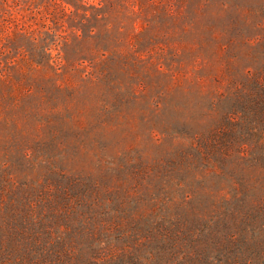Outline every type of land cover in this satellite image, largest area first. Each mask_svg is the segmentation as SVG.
<instances>
[{
    "label": "rangeland",
    "instance_id": "374dc122",
    "mask_svg": "<svg viewBox=\"0 0 264 264\" xmlns=\"http://www.w3.org/2000/svg\"><path fill=\"white\" fill-rule=\"evenodd\" d=\"M0 264H264V0H0Z\"/></svg>",
    "mask_w": 264,
    "mask_h": 264
}]
</instances>
